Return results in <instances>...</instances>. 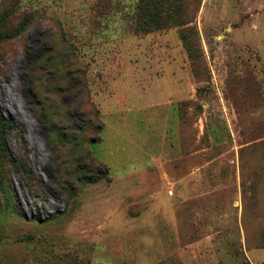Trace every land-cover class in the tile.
Returning <instances> with one entry per match:
<instances>
[{"label":"rangeland","instance_id":"obj_1","mask_svg":"<svg viewBox=\"0 0 264 264\" xmlns=\"http://www.w3.org/2000/svg\"><path fill=\"white\" fill-rule=\"evenodd\" d=\"M138 3L0 0V264H264V0Z\"/></svg>","mask_w":264,"mask_h":264},{"label":"trees","instance_id":"obj_2","mask_svg":"<svg viewBox=\"0 0 264 264\" xmlns=\"http://www.w3.org/2000/svg\"><path fill=\"white\" fill-rule=\"evenodd\" d=\"M180 6V0H139L138 3V19L136 20V23L134 24V32L137 34H148L153 31L157 30H163L172 28L174 26H182L185 23L181 20L180 16L178 15V9ZM172 11H174L172 13ZM5 12V11H4ZM182 41L185 44V50L191 59L190 50L187 46V43L185 41V38L181 36ZM193 60V59H192ZM195 64V62H193ZM71 67L70 62H53L51 60H46L42 62V70L46 71V69L51 70L53 75H56V73H59V71L62 70L61 78L58 80V82H62L65 77L69 75L68 69ZM80 70H77L76 72L79 73ZM83 80L76 85L78 89L81 91L83 90ZM73 88V87H72ZM69 89V88H68ZM77 102L80 107L86 106L88 107V103L84 102L82 100L81 94L77 95ZM57 117L63 121L66 122L68 117H66L64 114H61L57 112ZM89 116H97L98 112L94 111L92 109L86 110L84 114ZM0 126L3 130V132H12L15 130V126L13 124V121L10 119H5L3 116L0 115ZM98 130V137L95 141H92L91 144H96L100 142V134L103 129V125L98 124L97 125ZM76 150L79 151L78 153L87 156L84 152V148L82 146L81 142H77L75 146ZM89 148V147H88ZM90 152V151H89ZM107 173V169L105 168L102 175ZM257 248H264V243H261L258 245Z\"/></svg>","mask_w":264,"mask_h":264},{"label":"crops","instance_id":"obj_3","mask_svg":"<svg viewBox=\"0 0 264 264\" xmlns=\"http://www.w3.org/2000/svg\"><path fill=\"white\" fill-rule=\"evenodd\" d=\"M100 141H102L101 137H100Z\"/></svg>","mask_w":264,"mask_h":264},{"label":"built area","instance_id":"obj_4","mask_svg":"<svg viewBox=\"0 0 264 264\" xmlns=\"http://www.w3.org/2000/svg\"><path fill=\"white\" fill-rule=\"evenodd\" d=\"M170 194H171V192H170Z\"/></svg>","mask_w":264,"mask_h":264}]
</instances>
